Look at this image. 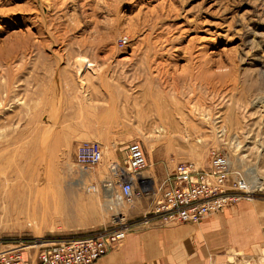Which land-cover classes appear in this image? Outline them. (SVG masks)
<instances>
[{"label": "rangeland", "instance_id": "1", "mask_svg": "<svg viewBox=\"0 0 264 264\" xmlns=\"http://www.w3.org/2000/svg\"><path fill=\"white\" fill-rule=\"evenodd\" d=\"M87 140L96 177L133 140L161 174L224 154L252 193L224 209L264 206V0H0V245L111 225L74 183ZM227 252L214 264H264V244Z\"/></svg>", "mask_w": 264, "mask_h": 264}, {"label": "built area", "instance_id": "2", "mask_svg": "<svg viewBox=\"0 0 264 264\" xmlns=\"http://www.w3.org/2000/svg\"><path fill=\"white\" fill-rule=\"evenodd\" d=\"M102 159L99 141H82L74 157V183L101 195L111 212V225L88 235L28 244L35 251L27 258L23 257V251L28 250L24 245L5 242L1 244L0 264H93L120 245L132 229L129 209L136 208L135 220L145 225L155 221L198 223L204 216L252 195L245 176L224 154H213L205 165L179 161L162 178H158L139 140L127 144L125 166L113 163L107 175L96 177Z\"/></svg>", "mask_w": 264, "mask_h": 264}, {"label": "crops", "instance_id": "3", "mask_svg": "<svg viewBox=\"0 0 264 264\" xmlns=\"http://www.w3.org/2000/svg\"><path fill=\"white\" fill-rule=\"evenodd\" d=\"M155 172L158 178L164 175ZM129 219L133 227L125 240L93 264H214L227 250L252 255L256 262L261 257L264 206L241 201L195 224L152 226L155 221L149 227L135 220L137 213L129 214ZM34 251H23V257Z\"/></svg>", "mask_w": 264, "mask_h": 264}, {"label": "bare ground", "instance_id": "4", "mask_svg": "<svg viewBox=\"0 0 264 264\" xmlns=\"http://www.w3.org/2000/svg\"><path fill=\"white\" fill-rule=\"evenodd\" d=\"M165 114H166V113H165ZM165 116H166V115H165ZM168 117H170V116H168ZM168 117L166 116L167 120H168ZM180 117H181V116H180ZM158 118H159V116H158ZM166 118H165V119H166ZM165 119H163V120H165ZM167 124H168L169 126H171V127H173V126L175 127V126H176L175 124H177V122H175L174 120H172L171 117H170L169 120L167 121ZM155 127H156V126H155ZM165 127H167V125H165L164 123H161V124H158V125H157L158 131H161V132L164 131V128H165ZM174 127H173V128H174ZM51 177H52V176H51ZM43 180H44V179H43ZM45 180H46V179H45ZM250 187H251V186H250Z\"/></svg>", "mask_w": 264, "mask_h": 264}]
</instances>
